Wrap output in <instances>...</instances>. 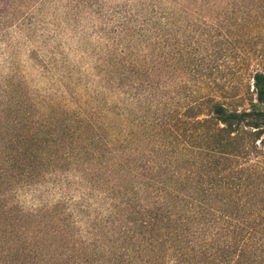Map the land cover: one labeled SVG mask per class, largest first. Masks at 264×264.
<instances>
[{
    "label": "trees",
    "instance_id": "obj_1",
    "mask_svg": "<svg viewBox=\"0 0 264 264\" xmlns=\"http://www.w3.org/2000/svg\"><path fill=\"white\" fill-rule=\"evenodd\" d=\"M236 1L264 15V0ZM154 14L136 32L145 34L151 73L162 82H212L229 57L219 42L210 52L203 38L190 50L193 44L176 40V14ZM251 73L254 90L229 101L166 96L145 147L129 136H109L91 112L65 109L57 118L53 106L34 119L5 118L2 110L0 264H246L264 258V72ZM108 156L112 166L104 162ZM65 171L89 181L116 175L106 193L109 209L93 216L75 203L26 209L18 201L21 191Z\"/></svg>",
    "mask_w": 264,
    "mask_h": 264
},
{
    "label": "rangeland",
    "instance_id": "obj_2",
    "mask_svg": "<svg viewBox=\"0 0 264 264\" xmlns=\"http://www.w3.org/2000/svg\"><path fill=\"white\" fill-rule=\"evenodd\" d=\"M168 9L176 14L174 32L183 46L194 49L205 38L210 52L219 42L229 56L205 86L180 77L162 82L151 73L145 34L136 32L152 12L162 18ZM256 11L236 0H0V112L34 119L53 106L57 118L65 109L91 112L109 136H129L145 147L166 96L229 101L254 90L251 72H264V15ZM260 141L264 148V136ZM105 161L114 162L111 156ZM117 179L89 181L65 171L21 191L18 201L26 209L75 203L78 212L97 216L109 209L106 193ZM246 264H264V258Z\"/></svg>",
    "mask_w": 264,
    "mask_h": 264
}]
</instances>
